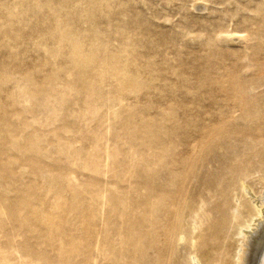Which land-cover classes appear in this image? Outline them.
Here are the masks:
<instances>
[{
	"label": "rangeland",
	"instance_id": "1",
	"mask_svg": "<svg viewBox=\"0 0 264 264\" xmlns=\"http://www.w3.org/2000/svg\"><path fill=\"white\" fill-rule=\"evenodd\" d=\"M261 122L264 0H0V243L15 249L10 264L26 252L31 264H144L128 243L142 214H180L168 222L179 234L192 199L208 196L200 182L215 165L202 138L251 141ZM185 168L195 171L189 189L177 185ZM258 181L247 184L259 191ZM156 183L171 192L152 206ZM157 241L152 264L170 250L194 264L186 238Z\"/></svg>",
	"mask_w": 264,
	"mask_h": 264
},
{
	"label": "bare ground",
	"instance_id": "2",
	"mask_svg": "<svg viewBox=\"0 0 264 264\" xmlns=\"http://www.w3.org/2000/svg\"><path fill=\"white\" fill-rule=\"evenodd\" d=\"M261 123V125L259 123L261 127H258L257 134L255 132V135H251V141L245 137L217 139L216 136L220 135H214V133L206 139L202 138L199 143L202 149L200 147L199 149L202 155L205 152V156L211 157L205 163L215 165L213 171L210 174H204L200 182L202 189L208 191V196L200 193L192 199L179 234L168 222L172 223L174 219L180 221L182 218L180 214H175L171 220L166 218L169 210L162 211L160 208L142 214L141 232L138 233V238L136 239L134 234H128V243L134 246L135 254L141 253L140 262L153 263L155 259L152 260V258L161 250L159 247L150 252V237L151 235L158 237V245L160 237L165 232L173 233L176 239H187L186 244L189 249L186 259L194 264H264V134H261L264 122ZM243 134H246V131ZM229 149L235 153L231 155ZM185 171L187 175L177 181V185L186 186V189H189V180L194 177L195 171L192 168H185ZM252 175H259L258 183L261 184L259 191H255L247 184V179ZM168 187H170L169 184L154 185L151 195V200H154L152 206L158 204L155 200L159 196L171 192ZM237 189L241 191V197L236 194L232 196V192ZM186 192L187 190H185V196ZM148 214L152 218L150 225L147 219ZM158 220L162 222L158 224ZM129 231L133 232L132 228H129ZM234 237H237L235 241L237 245L232 242ZM143 239L141 248L139 244ZM202 239L206 240L200 244ZM198 245H201L199 249H197ZM203 248L208 250L205 251ZM233 249L235 252L232 256ZM14 250L0 243V264H10L6 254H11ZM169 255L170 262L167 258L165 264H176L180 260L176 251L170 250L167 257ZM28 258L27 252L22 253L21 259L24 260L22 264H31ZM118 259L125 260L123 257Z\"/></svg>",
	"mask_w": 264,
	"mask_h": 264
}]
</instances>
